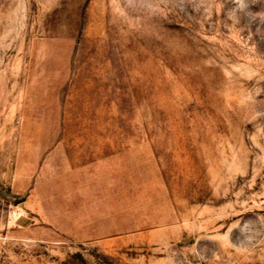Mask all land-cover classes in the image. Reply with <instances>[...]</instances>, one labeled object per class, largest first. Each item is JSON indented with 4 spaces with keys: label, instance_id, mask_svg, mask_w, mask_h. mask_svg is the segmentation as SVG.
Returning <instances> with one entry per match:
<instances>
[{
    "label": "rangeland",
    "instance_id": "obj_1",
    "mask_svg": "<svg viewBox=\"0 0 264 264\" xmlns=\"http://www.w3.org/2000/svg\"><path fill=\"white\" fill-rule=\"evenodd\" d=\"M0 264H264V0H0Z\"/></svg>",
    "mask_w": 264,
    "mask_h": 264
}]
</instances>
